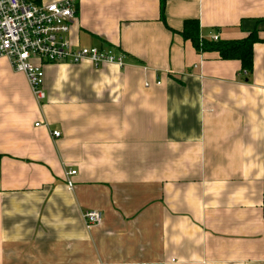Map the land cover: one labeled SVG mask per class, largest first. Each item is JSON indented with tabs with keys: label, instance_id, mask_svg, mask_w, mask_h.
<instances>
[{
	"label": "crops",
	"instance_id": "crops-1",
	"mask_svg": "<svg viewBox=\"0 0 264 264\" xmlns=\"http://www.w3.org/2000/svg\"><path fill=\"white\" fill-rule=\"evenodd\" d=\"M69 41L125 65H48L39 105L0 57V264H264V0H81Z\"/></svg>",
	"mask_w": 264,
	"mask_h": 264
},
{
	"label": "built area",
	"instance_id": "built-area-1",
	"mask_svg": "<svg viewBox=\"0 0 264 264\" xmlns=\"http://www.w3.org/2000/svg\"><path fill=\"white\" fill-rule=\"evenodd\" d=\"M81 0H62L38 5L32 0H0V57L10 61L16 73L24 74L39 105L46 100L44 68L48 65L81 64L89 61L95 68L106 65L124 67V57L107 49L76 48L69 36L77 23ZM213 42L219 37L213 36ZM160 85V84H158ZM40 126V123L36 125ZM54 139L61 133L53 132ZM76 171L66 175V184L74 191L72 178ZM88 231L102 225L103 214L88 211L82 215Z\"/></svg>",
	"mask_w": 264,
	"mask_h": 264
},
{
	"label": "trees",
	"instance_id": "trees-1",
	"mask_svg": "<svg viewBox=\"0 0 264 264\" xmlns=\"http://www.w3.org/2000/svg\"><path fill=\"white\" fill-rule=\"evenodd\" d=\"M165 0H162V7ZM186 41H191L199 52H216L225 61H240L243 72L251 74L253 72V47L260 40L255 34L241 41H218L213 42L201 39L200 25L196 20L186 21L184 31L181 33Z\"/></svg>",
	"mask_w": 264,
	"mask_h": 264
}]
</instances>
